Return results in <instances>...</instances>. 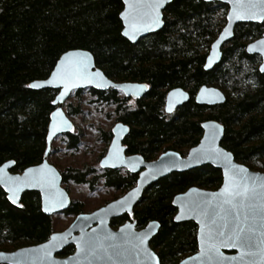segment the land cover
I'll return each mask as SVG.
<instances>
[{"label":"trees","instance_id":"1","mask_svg":"<svg viewBox=\"0 0 264 264\" xmlns=\"http://www.w3.org/2000/svg\"><path fill=\"white\" fill-rule=\"evenodd\" d=\"M123 7L122 0H0V166L14 161L11 172L21 174L43 162L59 90H33L29 85L47 80L65 53L86 50L95 57L97 68L113 81L146 83L150 88L134 107L114 89L101 92L90 88L71 96L80 100L89 93L90 104L117 106V123L131 128L126 140L128 153L148 161L168 150L185 156L200 143L202 124L216 121L225 128L222 146L237 162L264 173V74L259 71L261 58L246 52L249 43L263 36L264 24H239L234 38L222 49L221 63L205 71L211 45L226 24L227 6L173 0L165 10L164 28L137 44L122 35ZM206 85L225 92L226 103L198 105L195 96ZM175 88L188 90L191 98L168 116L165 100ZM66 109L69 117L83 114L80 105L70 103ZM101 137L109 144L112 132H101ZM62 139L70 151L83 145L78 130ZM53 154L51 150V164ZM59 171L63 185L88 184L95 190L104 179L106 188L122 194L137 181V176L88 166ZM222 181L221 170L212 166L169 175L148 189L132 218L124 216L111 224L117 227L130 220L142 229L159 222L151 247L161 264H179L198 251V227L194 222L174 221L173 198L194 186L218 189ZM21 204V208L13 206L0 188V252L43 244L56 232L55 215L44 214L39 193H25ZM83 213L86 208L81 201L73 202L65 212L73 218ZM74 252L75 247L69 246L59 257Z\"/></svg>","mask_w":264,"mask_h":264},{"label":"water","instance_id":"2","mask_svg":"<svg viewBox=\"0 0 264 264\" xmlns=\"http://www.w3.org/2000/svg\"><path fill=\"white\" fill-rule=\"evenodd\" d=\"M203 1L206 3L217 2L229 7L227 24L212 44L206 60L205 70L210 71L221 63L223 58L222 48L234 38L235 28L239 24H263L264 20L259 18H236L234 15L237 11L236 0ZM122 2L124 6L120 14V20L123 25L122 35L132 44H137L140 40L148 38L164 28V11L173 0H165L159 8L161 24L149 28L145 27L144 23H140L139 31L135 32L129 27L128 20L131 18L129 14L136 15L138 10L132 9L130 3H125V0H122ZM139 11H147V9ZM145 22H147L146 18ZM125 31L129 32V36L124 35ZM261 42H264V34L260 39L250 43L246 51L249 55H257L261 58L259 70L264 74V71L261 70L264 69V43ZM75 64H80L82 71L80 74L73 76L70 81H66L63 78L64 70L70 65ZM83 66H86V68ZM32 84L41 85L39 88H32L33 90H59V94L54 101V105L57 108L53 112L57 113V115L54 117L52 113L48 128L47 150L41 164L30 167L21 174H13L11 172L15 165L14 161H9L0 166V170H2L0 171V188L7 194L9 202L17 208L22 207L21 202L25 193H39L44 214L54 216L69 210L73 203L69 192L63 186L60 171L49 162L53 142L59 136L72 133L75 130V125L67 115L65 109L66 103L71 99L72 94L75 91L90 88L101 92L114 89L121 91L127 97L138 99L148 92V87L144 84L113 81L106 76L103 70L97 68L95 57L86 50H73L65 53L47 80L36 81ZM189 100L190 95L183 89L172 90L167 97L166 112L168 114L174 113L178 108L189 102ZM195 101L200 106L214 107L225 104L227 96L220 88L203 86L197 93ZM202 128L204 133L200 143L193 147L187 156L183 157L178 152L168 151L162 154L156 161L146 162L140 156H125L122 140L129 133V127L117 124L113 129V141L106 157L101 162V166L102 168L115 170L126 168L133 174L142 171L135 188L118 200L93 213L80 214L65 231L55 232L43 244L21 248L13 252H0V264H161L157 253L151 247L152 239L160 230L159 222H150L142 230L136 229L135 222H128L118 230H114L111 227V221L125 214L132 216L134 208L141 201L146 189L161 179L172 174L187 173L204 166H212L215 169L221 170L223 184L217 191L193 187L174 197L172 204L177 210L174 221L176 223L194 222L198 226V252L184 259L179 264H264V253L261 252L260 247H254L251 250L240 246L232 248L220 247V254L229 257V259L224 261H220L218 258L209 260L205 256L206 249L213 243H216L208 240L206 236L209 228L213 226L209 217L202 216L197 212L188 211L191 202L210 201L213 205L222 202L223 197L219 194L224 191L229 178L239 169L246 170L240 173V175L259 178V181L262 183H264V173L253 171L246 165L237 162L234 155L222 146V140L225 135L224 126L216 121H206L202 124ZM213 132H215V138H213ZM29 169L36 171L29 173ZM26 176H43L46 178L47 183H23ZM8 178H19V181L13 187L10 182H7ZM236 179L239 180V176ZM258 190L264 191V189ZM10 196L15 199V203L9 199ZM52 196L56 198V201L62 200L63 204L53 203ZM245 203L251 202L246 201ZM224 207L228 208L230 205H224ZM46 208L47 211H45ZM177 217H179V220H177ZM254 223L258 226L254 233L257 244L264 245V221L257 218ZM53 236H57L59 239L53 241ZM137 236L145 237L142 249L146 250L149 255H137L136 247L139 245V241L136 239ZM89 241L102 244L104 248H108L109 253L119 252L120 254L111 255V257L109 255H85L86 246ZM54 244L56 245L55 247H53ZM109 245L113 247L109 248ZM69 246H74L75 252L65 258L59 257V254ZM48 249H51V255H46V250ZM250 251L255 253V255L248 254ZM233 257L235 259H232Z\"/></svg>","mask_w":264,"mask_h":264},{"label":"snow or ice","instance_id":"3","mask_svg":"<svg viewBox=\"0 0 264 264\" xmlns=\"http://www.w3.org/2000/svg\"><path fill=\"white\" fill-rule=\"evenodd\" d=\"M164 2L165 0H125V3H130L132 9L138 10L136 15L129 14L131 16L128 20L129 27L135 32L139 31L140 23H144V26L149 28L161 24L158 10ZM236 8L237 11L234 15L238 19L259 18L264 20V0H236ZM142 9H147V11H139ZM145 18L147 22H145ZM124 35L129 36V32L125 31ZM83 67L86 68V66ZM261 70L264 71V69ZM81 71L82 66L80 64L70 65L64 70L63 78L66 81H70L73 76L80 74ZM29 87L39 88L41 85L31 84ZM56 115L57 113H53L54 117ZM212 135L215 138V132ZM28 171L33 173L36 170L29 169ZM245 171L244 169H239L226 182L224 191L219 194L223 197L222 202L213 205L210 201H192L188 208L190 212H197L211 219L213 227L209 228L206 236L208 240L216 243H213L205 251V256L209 260L218 258L220 261H224L229 259V257L220 254V247L232 248L240 246L247 247L249 250L254 247H260L261 252L264 253V245H258L254 235L258 227L254 221L257 218L264 221V191L258 190L264 189V183L260 182L259 178L240 175V173ZM237 176H239V180L236 179ZM17 181H19V178H8L7 182H10L15 187ZM33 182L44 184L47 183V180L43 176H26L23 181L26 184ZM9 199L13 203L16 202L11 196ZM51 199L53 203L63 204L62 200L56 201L54 196ZM246 201L251 203L246 204ZM224 205H230V207L225 208ZM45 211H47V208ZM177 220H179V217H177ZM129 227L131 226L129 225ZM58 239L57 236L52 237L53 241ZM136 239L139 241V245L136 247L137 255H149L146 250L142 249L145 237L137 236ZM55 246L54 244L53 247ZM112 247V245H109V248ZM86 249L85 255L89 256L109 255L111 257V255L120 254L119 252L109 253L108 248H104L102 244L94 241H89ZM248 254L255 255L251 251ZM46 255H51V249L46 250ZM232 259H235V257Z\"/></svg>","mask_w":264,"mask_h":264},{"label":"rangeland","instance_id":"4","mask_svg":"<svg viewBox=\"0 0 264 264\" xmlns=\"http://www.w3.org/2000/svg\"><path fill=\"white\" fill-rule=\"evenodd\" d=\"M92 100L89 93H84L80 100L77 97H71L66 103V106L70 103L74 107L81 106L83 114L76 118H70L76 130L82 132L83 145L78 151H70L67 150L63 140L58 138L52 144L54 154L51 158V162L58 170L64 171L67 168L84 169L86 166L96 168L99 166L101 156L108 149V145L100 139V132L114 128L116 123L114 108L108 105L90 104L89 101ZM64 187L68 189L73 202L81 201L84 203L86 213L97 210L121 195L120 192L108 189L103 184H99L95 190H92L88 184L73 182L64 185ZM54 221L56 232H63L72 224L74 218L65 213H59L54 216Z\"/></svg>","mask_w":264,"mask_h":264},{"label":"flooded vegetation","instance_id":"5","mask_svg":"<svg viewBox=\"0 0 264 264\" xmlns=\"http://www.w3.org/2000/svg\"><path fill=\"white\" fill-rule=\"evenodd\" d=\"M215 3H217V2H215ZM219 4H221V3H219ZM222 5H224V4H222ZM225 6H227V5H225ZM228 7V6H227ZM167 9V8H166ZM228 9H229V7H228ZM123 11V10H122ZM228 12H229V10H228ZM164 14H165V11H164ZM227 15H228V13H227ZM164 22H165V20H164ZM226 24H227V16H226ZM226 24H225V26H226ZM264 24V23H263ZM258 25H262V24H258ZM165 26V25H164ZM224 26V27H225ZM224 27H223V29H224ZM223 29H222V31H223ZM236 29V28H235ZM221 31V32H222ZM221 34V33H220ZM219 34V35H220ZM234 34H235V32H234ZM218 38V37H217ZM146 39V38H145ZM260 39V38H259ZM143 40V39H142ZM141 41V40H140ZM215 42V41H214ZM213 42V43H214ZM212 43V44H213ZM252 43V42H251ZM250 44V43H249ZM248 44V45H249ZM247 45V46H248ZM212 46V45H211ZM223 49V48H222ZM246 49H247V47H246ZM210 50H211V48H210ZM247 52V51H246ZM209 53H210V51H209ZM209 55V54H208ZM208 57V56H207ZM206 60H207V58H206ZM205 65H206V63H205ZM261 65V64H260ZM216 67V66H215ZM214 67V68H215ZM260 67V66H259ZM213 68V69H214ZM204 69H205V67H204ZM206 71V70H205ZM260 71V70H259ZM129 83H137V82H129ZM138 84H144V85H147L146 83H138ZM207 86V85H206ZM147 87H148V92H149V90H150V88H149V86L147 85ZM209 87H213V86H209ZM202 88V87H201ZM200 88V89H201ZM218 88V87H217ZM175 89H183V88H175ZM175 89H172V90H175ZM199 89V90H200ZM172 90H170L169 92H168V94L172 91ZM184 91H186L189 95H190V93H189V91L188 90H185V89H183ZM199 90H198V92H199ZM120 92V94H121V98H127V99H129V105L130 106H132V107H134L135 105H136V103L139 101V100H143L145 97H146V95H147V93L143 96V97H141V98H133V97H127L125 94H123L121 91H119ZM197 92V93H198ZM168 94H167V96H166V100H165V107H164V111H165V113L168 115V116H171V115H174L175 113H177V111L179 110V108L174 112V113H172V114H168L167 112H166V102H167V97H168ZM197 95V94H196ZM196 97V96H195ZM191 98V97H190ZM196 102V101H195ZM185 105V104H184ZM114 108V114H115V116H116V123H115V126L117 125V124H123V123H121V122H119V123H117V117H118V115H117V106H115V107H113ZM181 108V107H180ZM123 125H125V124H123ZM114 126V127H115ZM125 126H128V125H125ZM129 127V133L127 134V135H125L124 136V138H123V140H122V146L125 148V156L126 157H134V156H140V157H142L146 162H154V161H156L162 154H164V153H166V152H168V151H173V150H168V151H166V152H163L157 159H155V160H150V161H148V160H146L142 155H139V154H130V153H128V148H127V145H126V140L129 138V135H130V126H128ZM114 129V128H113ZM113 129L112 130H109V131H101V132H105V133H108V132H112V139H111V141H110V143L109 144H106L105 142H104V140H102V137L100 136V139L102 140V142H104L106 145H108V149H107V151H106V153L105 154H103L102 156H101V160H100V163H99V166L98 167H96V169H99V170H104V171H106V170H114V171H118V172H120L121 174H124V175H127V174H129V175H133V176H137V181H136V184H135V186L137 185V182H138V179H139V176H140V173L142 172H140V173H137V174H133V173H130L126 168H120V169H117V170H115V169H109V168H102V166H101V162H102V160L106 157V155H107V153H108V151H109V148H110V146H111V143H112V141H113V138H114V134H113ZM75 130H76V128H75ZM74 130V131H75ZM73 131V132H74ZM100 132V133H101ZM64 135V134H63ZM63 135H61V136H59L58 138H60L61 140H63L62 139V137H63ZM101 135V134H100ZM83 137V136H82ZM57 138V139H58ZM56 139V140H57ZM55 140V141H56ZM54 141V142H55ZM53 142V143H54ZM175 152V151H174ZM185 156H187V154L185 155ZM185 156H183V157H185ZM50 162V161H49ZM52 165H54V164H52ZM55 166V165H54ZM56 167V166H55ZM88 167H90V166H88ZM57 168V167H56ZM95 168V167H94ZM202 168V167H201ZM58 169V168H57ZM200 169V168H199ZM197 170V169H196ZM222 172V171H221ZM103 172H99V174H102ZM222 177H223V175H222ZM99 184H103L104 185V179H102L100 182H99ZM156 184V183H155ZM222 184H223V181H222ZM64 186V185H63ZM135 186L133 187V188H135ZM153 186V185H152ZM151 186V187H152ZM222 186V185H221ZM221 186L218 188V189H215V190H209V189H205V190H209V191H217V190H219L220 188H221ZM151 187H149V188H147L146 189V191L144 192V194H143V197H144V195H145V193L148 191V189H150ZM194 187H197V186H194ZM65 188V187H64ZM133 188H131L130 190H128V191H126L124 194H122V193H120L121 195L119 196V197H116L114 200H112V201H110V202H108V203H106L105 205H103V206H101L100 208H102V207H105V206H107L108 204H110L111 202H113V201H116V200H118L119 198H121V197H123L124 195H126L129 191H131ZM191 188H193V187H191ZM198 188H200V187H198ZM65 189H67V188H65ZM190 189V188H189ZM189 189H187L186 191H188ZM201 189H204V188H201ZM186 191H184V192H186ZM184 192H182V193H184ZM181 194V193H180ZM178 195V194H177ZM143 197H142V199H143ZM142 199H141V201H142ZM174 199V198H173ZM140 201V202H141ZM139 202V203H140ZM138 203V204H139ZM137 204V205H138ZM136 205V206H137ZM100 208H98V209H100ZM136 208V207H135ZM135 208H134V211H135ZM97 209V210H98ZM97 210H95V211H97ZM95 211H93V212H95ZM134 211H133V215L132 216H130V215H128V214H125V215H123L122 217H124V216H129L130 218H132L133 216H134ZM93 212H88L87 214H89V213H93ZM65 213V212H64ZM83 214H86V213H83ZM177 214V213H176ZM176 216V215H175ZM122 217H119V218H122ZM119 218H116V219H119ZM75 219V218H74ZM113 220H115V219H113ZM112 220V221H113ZM112 221H111V223H112ZM128 222H131V223H136V229L137 230H142V229H144V228H142V229H138L137 228V222L136 221H130V220H127L125 223H123V224H120L119 226H117V227H113L112 226V224H111V227L114 229V230H118L121 226H123V225H125L126 223H128ZM198 227V226H197ZM197 234H198V231H197ZM197 242H198V239H197ZM198 252V251H197ZM196 252V253H197ZM195 253V254H196ZM195 254H193V255H195ZM192 256V255H191ZM188 257H190V256H187V257H185L184 259H186V258H188ZM184 259H182L181 261H183ZM180 261V262H181ZM179 262V263H180Z\"/></svg>","mask_w":264,"mask_h":264}]
</instances>
